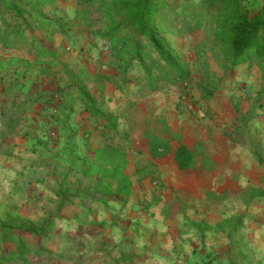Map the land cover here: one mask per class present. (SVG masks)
I'll use <instances>...</instances> for the list:
<instances>
[{
	"label": "rangeland",
	"instance_id": "obj_1",
	"mask_svg": "<svg viewBox=\"0 0 264 264\" xmlns=\"http://www.w3.org/2000/svg\"><path fill=\"white\" fill-rule=\"evenodd\" d=\"M165 1L177 5V10L164 12L165 20L173 17L167 23L164 40L190 67L188 89L157 91L129 107L131 92L104 82L103 111L123 115L119 133L128 134L136 145L146 130L158 136L179 134L182 128L172 134L169 130V123L177 121L186 124L183 129L187 136L208 135L212 144L225 152L228 144L241 142L247 151L255 145L263 154L264 133L260 127L264 119V60L247 58L237 65H226L220 54L219 30L223 27L220 18L209 12L205 0ZM184 4L189 12H181ZM244 5L250 15H255L264 9V0H244ZM37 9L50 20L70 25L68 33L55 35L49 44L61 53L69 68L124 79L108 44L97 36L104 23L89 0H56L52 5H38ZM78 11L87 12L88 20L77 17ZM3 20L15 25L14 17L0 8V26ZM34 36L42 38L43 34L35 31ZM15 58L32 60L33 56L27 46L6 49L0 42V60ZM138 75L134 70L128 78ZM57 86L51 75L20 64L0 73V234L4 233L2 227H7L17 234L34 235L26 246L0 241V264H189L187 245L195 239L182 234L185 216L198 214V218L218 220L226 216L225 220L238 222V192L224 197L226 206H216L222 201L216 203L215 199L202 208L191 206L189 197L193 196L184 184L189 175L185 172L179 173V183L173 185L175 175L168 173L165 183L153 168L154 180L132 176L134 201L130 198L124 206L100 202L93 189L94 180L70 170L71 159L62 154L66 131L73 135L77 156H84L85 143L97 147V122L77 106L66 127L53 119L51 115L59 105ZM199 86L213 89L210 102H201L203 110L199 108ZM129 151L127 172L133 175L137 167L150 162V157L136 148ZM225 170L233 187H237L239 177L231 174V166L226 165ZM175 210L180 213L168 219ZM171 230L178 233L170 234ZM226 231L231 233L228 228ZM36 234H44L47 240L40 243ZM223 236L222 242L231 246V235ZM211 239L215 242L216 234H211ZM233 248L234 253L216 248L205 255L194 253L192 260L194 264L253 262L240 245L233 244Z\"/></svg>",
	"mask_w": 264,
	"mask_h": 264
},
{
	"label": "trees",
	"instance_id": "obj_2",
	"mask_svg": "<svg viewBox=\"0 0 264 264\" xmlns=\"http://www.w3.org/2000/svg\"><path fill=\"white\" fill-rule=\"evenodd\" d=\"M55 2L56 0H0V8L11 14L15 20L14 26L2 21L0 42L6 49L17 50L27 46L33 56L32 60H0V73L20 64L56 79L59 105L51 116L63 127L68 125L74 114L75 104L82 105L83 111L97 122L99 145L92 147L85 143L84 156H77L76 147L72 144L73 135L66 131L62 154L70 157V170L94 180L93 189L99 195L100 202H116L124 206L134 193L132 176L139 180L155 179L152 163L137 167L133 175L127 172L129 150H146L151 158L156 159L169 155L171 145L169 139L149 130L144 132L138 145L130 140L128 134L119 133V123L123 115L103 111V84L110 82L122 92H131L133 100H129V107L137 99L148 97L157 91L188 89L191 82L190 67L167 47L164 40L169 26L167 23L173 20L171 16L168 17L169 21L165 20L164 12L177 10V5L172 6L165 0H89V5L101 15L104 23L97 36L108 44L112 57L119 62L124 77L119 81L107 74L69 68L61 53L49 45L55 35H64L71 29L67 22L50 20L39 13L38 5H52ZM205 4L210 13L220 18V25L223 27L219 30V38L222 40L220 54L225 57L226 65L234 66L247 58L264 60L263 8L255 15H250L244 0H205ZM186 6L187 4L182 5V13L189 12ZM77 17L88 20L89 14L78 11ZM184 22H187L186 18ZM35 31L41 32L43 37H35ZM134 70L139 75L134 79L128 78L129 73ZM199 91L201 100L208 103L213 96V89L199 86ZM196 155L186 145H180L173 153L179 170L192 168ZM250 194L251 198L257 195L253 191ZM240 224L239 222V226ZM229 225L230 222L217 225L216 228L221 230L223 226ZM188 228L200 234V240H203L202 232L208 229L198 222H190ZM2 230L4 233L0 234V241H12L18 247L26 246L34 238V235L28 237L26 233L17 234L7 227H2ZM36 237L40 243L47 240L44 234H36Z\"/></svg>",
	"mask_w": 264,
	"mask_h": 264
},
{
	"label": "crops",
	"instance_id": "obj_3",
	"mask_svg": "<svg viewBox=\"0 0 264 264\" xmlns=\"http://www.w3.org/2000/svg\"><path fill=\"white\" fill-rule=\"evenodd\" d=\"M201 102L204 101H200L199 108L203 110ZM76 106L80 108L82 105L76 103L74 109ZM245 122H247V120ZM262 123L260 128L264 133V119ZM241 125L245 130L247 129L246 125ZM184 126H186L185 123L182 125L181 122H170L169 130L171 134L177 128H182V131L177 135L174 133L171 137L168 135L161 136L170 140L171 153L166 157L153 159L146 150H142L149 155V163L153 164L155 170L157 168L159 179L166 183L169 176L167 174L171 172L175 175V181H171L174 185L175 183H179V173L185 172L189 174L185 176L184 182L187 186V190H190L189 195L193 196L191 198L189 197V204L191 206H199L200 208L204 207L206 204L209 205L213 199H215L216 203L217 201H222L218 203V205L216 204V206H226L227 198L224 197L230 193H235V191L238 192L236 195H239V199L235 205L237 206L236 212L239 217L237 220L238 222L234 223L231 221L232 223L230 222L229 226H223V229L221 230H217V225L229 222L228 220H225L226 216L224 215V217H221L219 220L203 218V216L198 218V214H195L193 217L185 216L184 229H181L183 230L182 234H190V237L195 239L190 245H187V248L189 249V264H194L192 260L194 253L208 254V252L214 251L213 248H216L217 250L225 249L226 251L234 253L233 244L238 245V247L240 245L243 252L248 254L249 258L253 259V262L251 260L247 264H264V146L262 147V154L255 145L250 146L249 151H247L245 149V144L242 145L241 142H236V145L230 146L228 144V146H226L228 150L225 152L223 148L219 147V145L215 143L212 144L213 141L209 139L208 135L206 137H195L193 135L187 136L188 133L183 129ZM244 129H242V131ZM199 130L201 131V129ZM180 134H182V136H180ZM226 135L229 137L231 136L229 133ZM173 137H177V139ZM141 139L142 138H140V140ZM226 142V139L223 140V143ZM180 145H186L197 153L192 168L186 170L178 169L173 153ZM229 161L230 163L226 164ZM225 164L231 166V174L234 175L235 178L239 177L237 187H233V182L228 179V172L225 170ZM194 173L199 174V177L194 176ZM170 177L172 180L173 176L170 175ZM136 179L139 178L136 177ZM162 182L157 181V183L160 184H163ZM178 187L179 186H176V188ZM252 191L257 194L253 198L250 196ZM131 201L134 200L131 198ZM178 213H180V211L175 210L173 214L168 215L167 218H175ZM241 218L243 219V222L239 226ZM190 222H198L208 227L207 230L202 232L203 240L199 239L200 234L196 233L193 229L188 228ZM226 228L230 229L231 233L227 231L225 232ZM169 232L170 234L178 233L177 231L173 232V230ZM224 233H226V237L231 235V246L229 243L222 242L224 239ZM211 234H216L215 242L211 239ZM208 246L210 248H208ZM237 250H240V248H237Z\"/></svg>",
	"mask_w": 264,
	"mask_h": 264
}]
</instances>
